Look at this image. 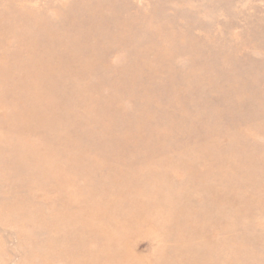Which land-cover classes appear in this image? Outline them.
Segmentation results:
<instances>
[{"label":"rangeland","instance_id":"rangeland-1","mask_svg":"<svg viewBox=\"0 0 264 264\" xmlns=\"http://www.w3.org/2000/svg\"><path fill=\"white\" fill-rule=\"evenodd\" d=\"M0 264H264V0H0Z\"/></svg>","mask_w":264,"mask_h":264}]
</instances>
